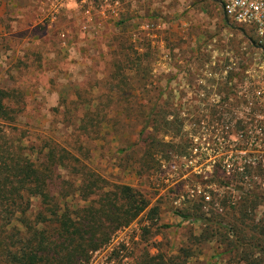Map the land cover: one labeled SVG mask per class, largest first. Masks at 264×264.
<instances>
[{
  "label": "rangeland",
  "instance_id": "374dc122",
  "mask_svg": "<svg viewBox=\"0 0 264 264\" xmlns=\"http://www.w3.org/2000/svg\"><path fill=\"white\" fill-rule=\"evenodd\" d=\"M260 46L252 30L228 24L213 0H0V96L8 92L1 101L7 117L0 120V143L22 148L41 163L47 139L67 142L68 123L55 112L62 96L99 99L102 112L116 118L123 98L139 100L136 109L158 101L159 119L175 120L180 129L165 138L173 148L160 146L164 155L144 164L141 127L130 124L124 127L135 130L126 133L134 135L128 153H119L122 145L118 138L110 143V135L89 147L99 173L111 183L141 189L159 212L154 222L142 216L119 232L92 264H127L129 258L111 256L113 248L146 238L154 245L152 254L159 247L173 255L191 232L199 235L202 229L178 212L205 210L203 198L222 201L228 190L245 193L238 179L228 178L235 153H216L208 140L211 112L222 98L233 97L245 70L264 59ZM236 132L237 126L230 136ZM255 179L264 188L263 177ZM32 204L35 210L37 200ZM145 226L152 231L143 236ZM198 251L190 264H236L231 254L220 256L224 249L216 244Z\"/></svg>",
  "mask_w": 264,
  "mask_h": 264
},
{
  "label": "trees",
  "instance_id": "16d2710c",
  "mask_svg": "<svg viewBox=\"0 0 264 264\" xmlns=\"http://www.w3.org/2000/svg\"><path fill=\"white\" fill-rule=\"evenodd\" d=\"M223 16L230 24L224 13ZM2 93L0 120H5L7 112L1 101L8 92ZM78 95L61 97L55 112L68 123L69 139L60 143L47 139V154L41 163L22 148L0 143V264H92L96 253L111 247L118 233L140 217L146 216L152 222L158 218L157 206L151 207L141 189L127 183H111L94 168L89 147L110 135V143L118 138L122 145L117 151L128 153L134 135L128 137L126 133L134 134L135 130L126 131L124 127L138 125L139 142L145 145V164L148 158L164 155L160 146L174 147L165 138L170 131H180L174 127L176 121L159 119L158 101L148 108L141 105L136 109L139 100L127 97L118 100L121 108L117 118L113 116L115 123L112 111L103 113L99 108L101 100ZM107 104H113L111 98ZM211 114L215 118L217 109ZM74 137L76 141L72 142ZM222 149L231 152L233 148L227 145ZM232 163L233 174L228 178L238 179L239 189L245 193L238 196L228 190L222 201L213 199L208 203L203 198L208 205L205 210L178 212L184 222L197 223L202 229L199 235L191 232L177 253L169 255L158 247V252L152 254L154 245L146 238L133 241L130 246L123 242L113 248L111 256L120 261L129 258L127 264H190L200 247L212 243L218 250L224 249L220 256L232 255L231 263L264 264V210L259 212L264 209V188L254 184L260 171L250 164H241L237 155ZM33 200L38 203L35 210ZM151 231V226H145L142 235Z\"/></svg>",
  "mask_w": 264,
  "mask_h": 264
},
{
  "label": "built area",
  "instance_id": "2783aa9c",
  "mask_svg": "<svg viewBox=\"0 0 264 264\" xmlns=\"http://www.w3.org/2000/svg\"><path fill=\"white\" fill-rule=\"evenodd\" d=\"M214 1L220 5L231 23L252 30L260 47L264 48V0ZM245 71L247 75L243 78L240 76L231 91L233 97L227 95L218 102L208 141L216 153L229 155L233 152L237 155L236 152H241L243 156L237 155L240 160L260 171L256 178L262 176L264 179V59L251 70ZM232 115L236 118L233 119ZM235 126L237 132L231 137L229 132ZM227 145L236 146L235 151H224L222 147ZM207 200H210V196H207Z\"/></svg>",
  "mask_w": 264,
  "mask_h": 264
},
{
  "label": "crops",
  "instance_id": "0c3cea01",
  "mask_svg": "<svg viewBox=\"0 0 264 264\" xmlns=\"http://www.w3.org/2000/svg\"><path fill=\"white\" fill-rule=\"evenodd\" d=\"M198 41H199V39H198Z\"/></svg>",
  "mask_w": 264,
  "mask_h": 264
}]
</instances>
